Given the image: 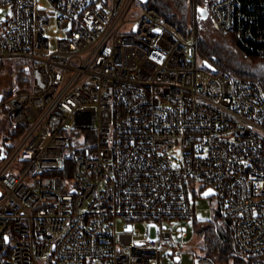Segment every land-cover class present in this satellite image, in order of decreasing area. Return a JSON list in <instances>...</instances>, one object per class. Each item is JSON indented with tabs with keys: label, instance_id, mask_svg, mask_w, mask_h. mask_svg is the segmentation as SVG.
<instances>
[{
	"label": "built area",
	"instance_id": "2783aa9c",
	"mask_svg": "<svg viewBox=\"0 0 264 264\" xmlns=\"http://www.w3.org/2000/svg\"><path fill=\"white\" fill-rule=\"evenodd\" d=\"M192 6L264 57V0ZM192 37L136 0H0L1 264H186L168 222L195 195L264 264V84L200 66ZM74 153L72 179L54 173Z\"/></svg>",
	"mask_w": 264,
	"mask_h": 264
},
{
	"label": "rangeland",
	"instance_id": "374dc122",
	"mask_svg": "<svg viewBox=\"0 0 264 264\" xmlns=\"http://www.w3.org/2000/svg\"><path fill=\"white\" fill-rule=\"evenodd\" d=\"M136 5L139 10L142 8V1L136 0ZM180 19H184V26L193 31L197 27L198 38H201L207 45L208 50L214 62H219L221 64L223 71L230 75L247 73L256 75L264 84V61L255 60L251 56L246 55L239 46L235 43L233 36L222 31L213 18L208 16H202L200 14L195 15V10L192 5L189 4L186 14L183 12L177 13ZM56 25V21H52L51 25L47 27V33L51 38L52 47H56L57 34L58 32L53 28ZM192 35H188L190 41L193 40ZM261 57V56H260ZM263 57V56H262ZM188 58L194 60V51L191 52L188 48ZM203 57L200 52H197V62L200 66L203 65ZM9 75L2 76L0 81H7ZM8 82V81H7ZM11 83V82H10ZM9 83V84H10ZM11 85V84H10ZM196 203V219L201 221H206L212 217L217 208V201L214 198L203 197L201 195H195ZM169 226L175 229L179 225H184L187 227V236L179 238L182 251H181V262L186 264L193 263V256L196 257L200 254V243L202 242V236H200L195 228V221L192 219H177L172 222H168ZM119 228H123V222L120 221L118 224ZM166 262L174 264L172 259H165Z\"/></svg>",
	"mask_w": 264,
	"mask_h": 264
},
{
	"label": "trees",
	"instance_id": "16d2710c",
	"mask_svg": "<svg viewBox=\"0 0 264 264\" xmlns=\"http://www.w3.org/2000/svg\"><path fill=\"white\" fill-rule=\"evenodd\" d=\"M142 4L144 6H154L162 13L165 18L180 26L187 35H192V31L188 30L184 26V19H180L177 15L179 11L186 14L189 4L192 5V0H147V2H142ZM197 44L198 51L200 52L202 57L204 59H208L211 63H213L218 71L223 70L221 67L222 65L219 64V62H214L211 53L207 48V45L201 38H198ZM243 52L246 55L251 56L255 60L264 61V57L262 56L260 57L258 55L247 53L246 51ZM14 73H17V77L14 78L17 84H28V75L23 70H20L19 63L15 65V69L12 70L11 74L13 75ZM239 74L248 75L247 73ZM249 76L257 77L256 75L252 74H249ZM1 127L2 125H0V128ZM88 133H90V131ZM75 156L76 153L72 154L71 156H65L62 166L57 169L54 173L61 175L64 179L71 180L73 177V164ZM220 209L221 208L218 206L215 209V212L212 217L206 221L199 222L195 218L196 215L190 218L195 221L196 231L200 236H202L203 239L200 243V251L212 257L216 261V264H249L252 258L241 255L235 245L233 238L232 219L224 215Z\"/></svg>",
	"mask_w": 264,
	"mask_h": 264
},
{
	"label": "water",
	"instance_id": "95a60500",
	"mask_svg": "<svg viewBox=\"0 0 264 264\" xmlns=\"http://www.w3.org/2000/svg\"><path fill=\"white\" fill-rule=\"evenodd\" d=\"M141 1L147 2V0H141ZM200 10L202 12V16H205V17L208 16V13L205 9L201 8ZM203 64L212 70L217 69L216 66L213 63H211L208 59H203Z\"/></svg>",
	"mask_w": 264,
	"mask_h": 264
},
{
	"label": "snow or ice",
	"instance_id": "6c2138e0",
	"mask_svg": "<svg viewBox=\"0 0 264 264\" xmlns=\"http://www.w3.org/2000/svg\"><path fill=\"white\" fill-rule=\"evenodd\" d=\"M11 13H9V15H10ZM5 239H7V238H5Z\"/></svg>",
	"mask_w": 264,
	"mask_h": 264
}]
</instances>
